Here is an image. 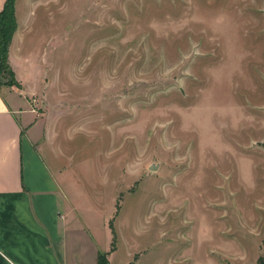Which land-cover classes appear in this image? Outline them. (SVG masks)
<instances>
[{
    "label": "rangeland",
    "instance_id": "rangeland-1",
    "mask_svg": "<svg viewBox=\"0 0 264 264\" xmlns=\"http://www.w3.org/2000/svg\"><path fill=\"white\" fill-rule=\"evenodd\" d=\"M17 2L44 151L81 168L70 191L97 242L114 230L128 264H257L264 0Z\"/></svg>",
    "mask_w": 264,
    "mask_h": 264
},
{
    "label": "crops",
    "instance_id": "crops-1",
    "mask_svg": "<svg viewBox=\"0 0 264 264\" xmlns=\"http://www.w3.org/2000/svg\"><path fill=\"white\" fill-rule=\"evenodd\" d=\"M16 13L9 58L17 83L0 79V264H98L101 251L110 264H128L132 258L120 261L119 247H112L113 230L99 244L80 213L82 202L70 190L79 185L81 168L44 151L47 119L34 98L41 89L37 58L32 48L24 52L32 21L18 2Z\"/></svg>",
    "mask_w": 264,
    "mask_h": 264
},
{
    "label": "trees",
    "instance_id": "trees-1",
    "mask_svg": "<svg viewBox=\"0 0 264 264\" xmlns=\"http://www.w3.org/2000/svg\"><path fill=\"white\" fill-rule=\"evenodd\" d=\"M17 0H5L3 7L0 9V79L5 75L14 76V70L9 59V47L13 35L17 29ZM16 83L13 79L6 80ZM116 232L113 230L112 247H115ZM98 264H110L108 251H101L98 255ZM257 264H264V256L261 255Z\"/></svg>",
    "mask_w": 264,
    "mask_h": 264
},
{
    "label": "water",
    "instance_id": "water-1",
    "mask_svg": "<svg viewBox=\"0 0 264 264\" xmlns=\"http://www.w3.org/2000/svg\"><path fill=\"white\" fill-rule=\"evenodd\" d=\"M150 167H151V168H155V166H154L153 164H152V165H150Z\"/></svg>",
    "mask_w": 264,
    "mask_h": 264
}]
</instances>
